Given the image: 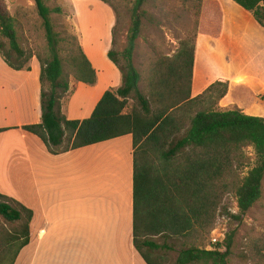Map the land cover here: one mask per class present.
<instances>
[{"label": "trees", "instance_id": "trees-1", "mask_svg": "<svg viewBox=\"0 0 264 264\" xmlns=\"http://www.w3.org/2000/svg\"><path fill=\"white\" fill-rule=\"evenodd\" d=\"M34 1L45 29L50 58L39 59L42 122L23 129L40 138L52 155L133 136L134 245L146 263L163 264L161 259L152 256L161 246L149 237H179L195 229L207 232L213 228L225 196L232 160L244 147L252 146L256 165L237 188L239 214L231 215L236 222H241L263 194L264 117L214 108L193 113L199 99L212 92L223 94L224 90L223 80H218L199 96H192L194 39L183 40L174 58L158 59L151 70L146 96L141 91L142 77L134 63L142 30L139 12L145 0H136L127 47L122 54L113 49L108 53L122 73V87L108 90L90 118L69 120L63 113V100L70 99L71 85L59 55L61 39L51 19L52 13L62 14V9H50L45 0ZM230 1L250 13L264 31V0ZM212 7L216 9L215 15L206 13V25L200 33L216 38L222 32L223 13L218 0L212 1ZM0 35L8 40L10 52L19 63H13L0 44L3 61L13 70L30 71L34 55L27 54L20 46L15 19L3 0H0ZM113 35L115 40L114 31ZM73 41L76 52L67 62L74 79L77 83L95 85L97 73L79 39ZM121 57L124 65L120 64ZM132 97L137 105L126 112ZM7 130L0 128V133ZM32 219L31 210L0 193V264H15L21 250L30 242ZM8 225L12 231L7 230ZM235 235V231L229 232L210 250L197 247L182 250L176 264H229Z\"/></svg>", "mask_w": 264, "mask_h": 264}, {"label": "crops", "instance_id": "crops-1", "mask_svg": "<svg viewBox=\"0 0 264 264\" xmlns=\"http://www.w3.org/2000/svg\"><path fill=\"white\" fill-rule=\"evenodd\" d=\"M114 28L78 30L97 83L71 87L69 120L90 118L103 95L123 85L108 57ZM30 66L16 71L0 56V128L8 129L0 133V193L33 212L30 242L15 264H147L134 245L133 136L50 154L23 129L42 122L41 65Z\"/></svg>", "mask_w": 264, "mask_h": 264}, {"label": "rangeland", "instance_id": "rangeland-1", "mask_svg": "<svg viewBox=\"0 0 264 264\" xmlns=\"http://www.w3.org/2000/svg\"><path fill=\"white\" fill-rule=\"evenodd\" d=\"M3 1L15 19L20 46L27 54L34 55L30 64L33 59L48 61L50 53L46 33L35 1ZM212 1L145 0L139 12L142 30L134 53V63L142 77L141 91L148 96L151 70L158 59L174 58L181 42L192 38L196 46L193 95L199 96L218 80H223L224 84L223 94L212 92L205 95L193 107V113L214 108L220 111L239 110L246 115L264 117V31L257 26L250 13L230 0H218L223 12L221 35L213 38L209 34L200 33L202 26L206 25V13L215 15ZM45 2L52 10L62 9V14L52 13L51 19L61 39L59 55L64 61L65 77L71 87L76 80L67 60L76 52L73 40L79 39L78 30L79 33L93 27L101 30L112 24L115 26L113 50L122 54L127 47L136 0ZM100 12H112V18ZM213 29L216 30L215 27ZM0 44H3V51L10 54L11 61L18 64L17 57L10 52L8 40L1 35ZM120 64L124 65L122 57ZM133 98L126 112L137 105ZM68 101L67 97L63 100V107ZM256 161L252 146L244 147L233 158L230 174L226 177L225 196L216 224L210 231L195 229L179 237H149V240L161 246L152 256L161 259L163 264H176L182 250L191 247L210 250L215 240L222 241L229 232L235 231L229 264H264V181L261 199L246 213L243 220L236 222L231 217L239 214L236 190L255 167ZM7 230L12 231L9 225Z\"/></svg>", "mask_w": 264, "mask_h": 264}, {"label": "built area", "instance_id": "built-area-1", "mask_svg": "<svg viewBox=\"0 0 264 264\" xmlns=\"http://www.w3.org/2000/svg\"><path fill=\"white\" fill-rule=\"evenodd\" d=\"M217 242H218V241H217V240H215V241H214V244H216Z\"/></svg>", "mask_w": 264, "mask_h": 264}]
</instances>
